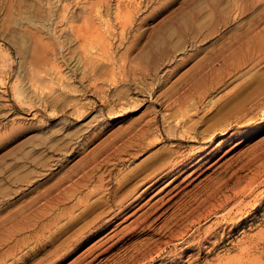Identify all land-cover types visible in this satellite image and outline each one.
Listing matches in <instances>:
<instances>
[{
	"label": "rangeland",
	"instance_id": "374dc122",
	"mask_svg": "<svg viewBox=\"0 0 264 264\" xmlns=\"http://www.w3.org/2000/svg\"><path fill=\"white\" fill-rule=\"evenodd\" d=\"M260 36L264 0H0V264H264Z\"/></svg>",
	"mask_w": 264,
	"mask_h": 264
},
{
	"label": "bare ground",
	"instance_id": "6f19581e",
	"mask_svg": "<svg viewBox=\"0 0 264 264\" xmlns=\"http://www.w3.org/2000/svg\"><path fill=\"white\" fill-rule=\"evenodd\" d=\"M128 1V0H127ZM124 6V5H123ZM120 6H117V12H120L121 11V8H119ZM124 8H126V6L124 7ZM126 10V9H125ZM79 32V31H78ZM99 37V36H98ZM101 37V36H100ZM255 37V36H254ZM263 37V36H262ZM252 38V37H251ZM253 39V38H252ZM251 39V40H252ZM242 40V39H241ZM241 40H240V43H241ZM248 42H250V41H248ZM246 43V42H245ZM244 43V44H245ZM248 44V43H247ZM238 46V45H237ZM236 56H237V59H238V61H237V63L235 64L236 66H239V64H244V63H246L247 61H249V60H251L252 58H254V57H256L258 60L257 61H260L259 59H261V58H258L259 56H264V38H261V36L259 37V38H257V39H255L254 40V42H253V44L251 43V44H249V45H240L239 47H238V49L236 50ZM264 59V58H263ZM225 60H227V58L225 59ZM226 63V62H225ZM228 65V64H227ZM225 67V66H224ZM240 67V66H239ZM225 68H227V67H225ZM226 71H229V70H226ZM258 75V77H261V78H257V77H255V76H252V78L249 80V82H248V85L249 84H251V83H254L255 84V86H250V92H251V96H249L248 94H246L245 96V98L246 99H248V100H251L252 98H254V97H256V96H259V98L263 101V103H264V72H260V73H258L257 74ZM210 81V80H209ZM245 86V85H244ZM242 93V92H241ZM240 93V94H241ZM246 93V92H245ZM240 94H238V95H240ZM244 94V93H243ZM244 98V97H243ZM259 103V102H258ZM264 111V110H263ZM186 130V129H185ZM184 130V131H185ZM172 131V128L170 129V132ZM186 132H187V130H186ZM190 132V131H189ZM172 133V132H171ZM183 133H185V132H183ZM184 137H187L188 138V140H190V141H195V135H192V134H189L188 132H187V134H184ZM169 139H172V137L171 138H169ZM187 140V139H186ZM199 149H201V146H199L198 147ZM166 152H162V155H164L165 157L166 156H170L172 153H175V152H177L178 150H176V149H172V148H168L167 150H165ZM173 155V154H172ZM184 157V156H183ZM153 162H154V160H153ZM153 162H152V164H150L149 166H146V168H145V171L146 172H144V175H142L141 176V178L140 179H146L147 177H149L152 173H154L160 166L158 165H155V164H153ZM145 162H143V164H144ZM142 164V165H143ZM129 176V175H128ZM83 178H86V177H83ZM123 178V177H122ZM140 179H138V180H140ZM122 180V179H121ZM127 180V179H126ZM72 182V181H71ZM86 182V181H85ZM123 182V181H122ZM81 183V182H80ZM137 182H134V184H136ZM116 184H118V183H116ZM133 184V185H134ZM80 185V184H79ZM99 185H103V184H99ZM137 185V184H136ZM136 185H134V186H136ZM149 185L150 184H147L145 187H143V188H141L140 190H139V192H137L136 194H135V196L134 197H132V199H131V201L133 202L134 200H136V199H138V198H140V196H141V194L145 191V189H147L148 187H149ZM100 187V186H99ZM102 187V186H101ZM130 187H132V186H130ZM76 188V187H75ZM134 188V187H133ZM132 189V188H131ZM114 190V189H113ZM130 190V189H129ZM90 192V191H89ZM127 192V191H126ZM130 192V191H129ZM75 193V192H74ZM114 193V192H113ZM212 193H214V190H212V192H211V194ZM126 194V193H125ZM124 194V195H125ZM69 195V194H68ZM113 195V194H112ZM107 196V195H106ZM67 197V196H66ZM69 197V196H68ZM114 197V196H113ZM120 197V196H119ZM124 197V196H123ZM211 197V195L210 194H207L206 195V197H205V199H209ZM115 198V197H114ZM131 198V197H130ZM51 199V198H50ZM49 199V200H50ZM86 200V199H85ZM118 200V199H117ZM116 200V201H117ZM167 200H169V199H167ZM48 201V200H47ZM61 201V200H60ZM81 201V200H80ZM97 201V199L95 200V202ZM86 202V201H85ZM89 202V201H88ZM122 202V201H121ZM209 202V201H208ZM57 203V202H56ZM93 203H94V201H93ZM109 203V202H108ZM165 203V202H164ZM50 204V203H49ZM48 204V205H49ZM110 204V203H109ZM176 204V203H175ZM210 205L212 206L213 205V203H211L210 202ZM221 205V204H220ZM85 206H87V205H85ZM88 206H90V205H88ZM222 206V205H221ZM91 207V206H90ZM106 207V206H105ZM83 208V207H82ZM88 208V207H87ZM97 208V207H96ZM121 208V207H120ZM119 208V209H120ZM89 209V208H88ZM105 209V208H104ZM107 210V209H106ZM105 210V211H106ZM107 212V211H106ZM97 213V212H96ZM115 213V212H114ZM152 213H150V212H143L139 217H137V218H135V219H133L128 225H127V227H129L130 225H134V224H136L137 222H138V220H146V218H148L150 215H151ZM102 215V214H101ZM111 215H113V214H111ZM129 215V214H128ZM168 215V214H167ZM127 218V215L126 216H124L123 217V219H126ZM91 219H93V218H91ZM90 219V220H91ZM122 219V220H123ZM125 228H123V230H124ZM182 233V232H181ZM66 250V249H65ZM158 255V254H157ZM17 257V256H16ZM20 258V257H19ZM14 259V258H13ZM12 259V260H13ZM17 259V258H16ZM21 260V259H20Z\"/></svg>",
	"mask_w": 264,
	"mask_h": 264
}]
</instances>
